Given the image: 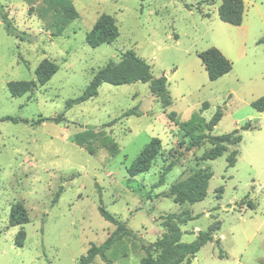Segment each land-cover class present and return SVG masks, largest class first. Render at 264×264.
Masks as SVG:
<instances>
[{
    "label": "rangeland",
    "instance_id": "1",
    "mask_svg": "<svg viewBox=\"0 0 264 264\" xmlns=\"http://www.w3.org/2000/svg\"><path fill=\"white\" fill-rule=\"evenodd\" d=\"M68 1L78 12L72 20L56 0H0L20 32L8 34L0 19V119L28 120H0V264H78L91 243L101 245L116 228L99 205L137 235L120 237L106 251L113 264H140L147 255L143 244L165 231L163 216L182 211L193 217L179 225L183 242L219 228L189 264H264V112L251 106L264 95V0H243L239 25L219 18L220 0ZM101 14L115 19L118 36L92 47L86 34ZM210 47L232 62L231 71L213 81L198 57ZM129 50L150 65L153 77H166L168 107L148 82H105L95 97L66 108L99 68ZM43 60L57 65L50 79L12 95L8 82L35 81ZM129 109L138 114L122 116ZM217 110L222 117L211 135L251 125L240 131L238 145L202 160L211 145L188 146L191 132L207 133L203 121L194 129L178 123L193 113L209 121ZM60 113L58 122L32 123ZM152 138L160 144L148 170L133 173L132 164ZM237 149L235 165L228 166L227 156ZM198 167L211 172L201 201L180 204L165 196ZM14 204L26 209L28 222L10 225ZM21 231L25 239L18 247ZM90 264L105 262L96 256Z\"/></svg>",
    "mask_w": 264,
    "mask_h": 264
},
{
    "label": "trees",
    "instance_id": "2",
    "mask_svg": "<svg viewBox=\"0 0 264 264\" xmlns=\"http://www.w3.org/2000/svg\"><path fill=\"white\" fill-rule=\"evenodd\" d=\"M59 4V9L64 14L66 19L72 20L78 17V12L68 0H56ZM244 1L243 0H220L218 6L219 18L228 24L239 25L242 22L244 13ZM0 19L8 34L18 37L20 32L13 26L10 21L7 12L4 10L2 4H0ZM118 36V28L115 23V19L108 14H101L94 23L91 30L86 34L85 41L92 47H96L103 43H112ZM202 64L207 72L208 79L213 81L228 73L232 69V62L226 58L219 49L215 47L207 48L198 52ZM150 65L142 58L137 56L135 52L129 50L125 51L119 62L109 60L103 67L99 68L92 76L89 84L84 91L75 98H70L66 101V108H70L73 105L80 104L97 95L98 87L102 83H110L112 85L130 84L136 82L149 83V90L151 94L159 99V102L163 108L168 107L171 104V98L168 90L166 89L167 79L164 75L159 77H153L150 72ZM57 65L49 60L41 61L36 68V80L35 81H10L7 87L10 93L14 96L21 95L26 91L31 90L38 84H44L50 77L56 72ZM251 106L259 112L264 111V95L251 102ZM207 103H203L202 108H206ZM131 114L137 115L138 112L135 109L126 110L122 116H128ZM222 117V111L217 110L209 121H205L198 113H193L189 120L179 122L180 127L194 129L199 120L203 121L204 129L207 133L191 132V143L188 146V150L193 147H197L204 141H207L211 146L202 155V160L214 159L225 152L229 144H239L242 135L241 130H247L250 127V123H246L240 128L222 135H211L213 127L218 123ZM168 118L174 122L178 121L177 115L174 112L168 113ZM63 119V113L58 114L55 117H39L33 120L32 123L39 124L45 120L58 122ZM0 120H8L12 122H28L27 119L4 116ZM116 120H112L113 124ZM160 140L158 138H152L141 150L136 157V160L132 164L135 168L133 173L142 172L148 170L150 160L159 149ZM238 150L233 152V156H227L228 166H234L237 158ZM170 166H167L163 171L160 183L163 182L164 174L169 170ZM131 172V174H133ZM211 177V172L205 167H198L188 177L179 180L171 185L169 191L165 194L167 197H171L176 203H188L193 204L201 201L205 195L208 186V181ZM59 194V193H58ZM57 194V196H58ZM220 196H218L219 198ZM56 202V199L53 201ZM250 208H254L252 203H248ZM98 211L102 217L109 222L116 225L115 230L107 237V239L101 245H95L91 243L86 251V254L81 256L78 264H90L96 256H99L105 264H113V262L107 257L106 251L123 236H129L136 238L137 235L129 230L124 224L113 214L108 212L102 205L98 206ZM186 211L180 213H169L163 216L162 226L165 228L163 234L154 242L143 244L146 256L142 257L140 264H189L191 259L195 257L198 250L209 241H213L214 237L212 232L219 228L210 227L208 230H200L197 233L196 240L192 242H183L181 240L182 231L179 228L180 224L185 223L187 220L192 219ZM28 222V215L26 209L21 204H14L10 209L9 223L10 225H22ZM25 239L24 233L21 231L15 238V245L21 247ZM218 244V240H215ZM152 251H157V256L152 257ZM219 256H223L220 251Z\"/></svg>",
    "mask_w": 264,
    "mask_h": 264
},
{
    "label": "crops",
    "instance_id": "3",
    "mask_svg": "<svg viewBox=\"0 0 264 264\" xmlns=\"http://www.w3.org/2000/svg\"><path fill=\"white\" fill-rule=\"evenodd\" d=\"M244 6H245V5H244ZM242 20H243V18H242ZM230 71H231V70H230ZM263 112H264V111H263ZM241 141H242V138H241ZM241 141H240V142H241ZM240 142H239V143H240ZM237 150H238V149H237Z\"/></svg>",
    "mask_w": 264,
    "mask_h": 264
}]
</instances>
